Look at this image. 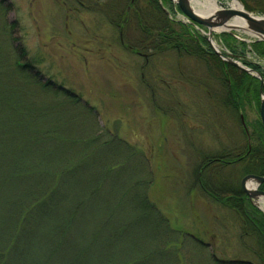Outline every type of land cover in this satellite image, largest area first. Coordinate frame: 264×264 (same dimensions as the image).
<instances>
[{
	"label": "trees",
	"instance_id": "1",
	"mask_svg": "<svg viewBox=\"0 0 264 264\" xmlns=\"http://www.w3.org/2000/svg\"><path fill=\"white\" fill-rule=\"evenodd\" d=\"M2 1L0 264H198L197 257L207 264H230L217 258L198 234L172 226L159 209L145 151L100 126L96 109L75 91L45 79L36 64L21 61L26 50L16 43V23L7 21L9 9ZM164 1L171 2L112 0L103 8L120 31L121 22L140 30V39L126 41L134 51L155 56L172 50L180 57L214 62L221 70L213 97L219 108L240 113L246 103L260 105L261 80L224 63L193 25L170 19ZM241 1L248 10L264 12V0ZM221 35L232 53L246 49L242 41L240 50L234 46L230 33ZM252 47L264 56V40ZM244 63L264 76L261 65ZM253 127L256 144L251 148L247 143L240 151L203 154V164L195 169L200 189L235 211L242 235L254 241L257 261L239 264H264V213L234 176L264 175V127L259 119ZM217 161L231 165L232 174L209 170Z\"/></svg>",
	"mask_w": 264,
	"mask_h": 264
},
{
	"label": "rangeland",
	"instance_id": "2",
	"mask_svg": "<svg viewBox=\"0 0 264 264\" xmlns=\"http://www.w3.org/2000/svg\"><path fill=\"white\" fill-rule=\"evenodd\" d=\"M111 1L85 0L86 6L73 0L2 2L9 9L7 21L16 23V43L26 50L21 61L36 64L45 79L75 91L96 109L100 126L145 151L154 170L152 194L172 226L198 234L205 244H211L217 258L230 264L257 261L252 255L254 241L242 235L235 211L200 189L195 169L203 164V154L255 145L253 126L261 121L260 105L246 103L239 113L213 104L221 70L212 61L180 57L172 50L155 56L132 50L126 41L136 42L141 32L122 22L123 32L119 30L103 8ZM248 2L254 4V0ZM218 4L226 7L232 0H218ZM163 7L170 19H184L182 13L173 14L171 2L164 1ZM260 10L250 11L264 16ZM198 32L204 35L202 30ZM221 34L215 31L214 40L231 51ZM232 37L235 41L230 42L238 49L241 41L247 44L237 53V60L257 61L264 71V56L252 47L256 37L242 31H234ZM210 66L214 68L210 70ZM224 165L217 161L209 170L232 174L231 165ZM245 175L235 173L240 185ZM263 206L261 198L256 207L264 213ZM197 263L207 264L202 257H197Z\"/></svg>",
	"mask_w": 264,
	"mask_h": 264
},
{
	"label": "water",
	"instance_id": "3",
	"mask_svg": "<svg viewBox=\"0 0 264 264\" xmlns=\"http://www.w3.org/2000/svg\"><path fill=\"white\" fill-rule=\"evenodd\" d=\"M232 1H237L241 4V7H235L233 4L226 7L219 5L217 9L209 13H204L198 10L195 0H176L181 11L189 18L192 24L201 25L207 29L208 41L214 52L227 63L233 64L243 71L260 78L263 83L264 77L259 71L237 60L234 54H226L223 52L214 40L215 31L229 32L232 34L234 31H242L256 36L259 40H264V16L246 9L240 0ZM259 114L264 126V93L261 95ZM263 183L264 175L254 173L245 175L241 180V186L244 192L254 205L259 206L260 199L264 198V190L260 189V185Z\"/></svg>",
	"mask_w": 264,
	"mask_h": 264
},
{
	"label": "bare ground",
	"instance_id": "4",
	"mask_svg": "<svg viewBox=\"0 0 264 264\" xmlns=\"http://www.w3.org/2000/svg\"><path fill=\"white\" fill-rule=\"evenodd\" d=\"M198 10L204 13H209L218 8V0H195ZM235 7H241V4L237 1H232ZM264 207V206H263Z\"/></svg>",
	"mask_w": 264,
	"mask_h": 264
},
{
	"label": "flooded vegetation",
	"instance_id": "5",
	"mask_svg": "<svg viewBox=\"0 0 264 264\" xmlns=\"http://www.w3.org/2000/svg\"><path fill=\"white\" fill-rule=\"evenodd\" d=\"M203 36H205V35H203ZM224 63H227L226 61H224ZM264 127V126H263ZM249 146H250V148H251V144L249 143Z\"/></svg>",
	"mask_w": 264,
	"mask_h": 264
}]
</instances>
